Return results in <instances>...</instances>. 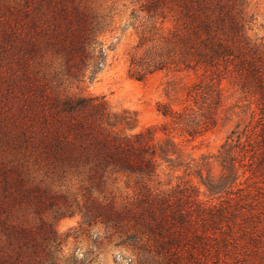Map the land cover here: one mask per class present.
Returning <instances> with one entry per match:
<instances>
[{"label": "trees", "instance_id": "trees-1", "mask_svg": "<svg viewBox=\"0 0 264 264\" xmlns=\"http://www.w3.org/2000/svg\"><path fill=\"white\" fill-rule=\"evenodd\" d=\"M99 1L38 0L24 16L28 22L24 35L28 37L20 28L16 32L17 57L25 73L37 69L28 57L43 48L46 52L52 49L59 59L56 74L77 82V91L71 93L58 85L49 99L53 120L47 122L40 140L46 159L54 167L84 172L92 187H109V179L117 183L121 175L127 177L126 187L132 186V177L140 183L138 187H152L145 180L160 175L159 159L173 171L184 166L200 183L188 179L171 187L192 191L147 192L120 205L115 194L104 197L106 203L93 193L90 199L96 207L109 209L106 216L113 227L125 220L139 226L142 237L137 247L152 257V264H201L202 257L206 264H226V258L242 260L241 256L242 264H252V254L264 255L260 244L264 233L259 227L264 228V204L263 210L257 207L263 199L251 190L239 195L234 205H225L218 197L226 187H264L259 184H264V35L251 34L249 0H145L143 10L159 11L164 19L170 12L175 23L167 32L157 28L154 34H143L136 49L145 50L142 56L133 54L130 61L129 74L139 80L162 69H202L204 76L194 86L193 99L200 95L201 106L206 103L209 112L223 101L225 78L239 86L249 108L255 105L251 111L253 117L258 115V124L238 133L236 139L228 136L221 145L216 155L222 166L218 176L203 174L208 156L201 164L184 163L182 149L173 137L160 142L152 127L133 131L138 123L135 112L114 111L102 96L87 93L81 86L93 82L105 65L106 48L98 37L109 14ZM28 84H22L23 90ZM159 110L182 123L193 138L210 128L199 129L201 122L196 117L175 118L169 105L161 104ZM247 172L246 179H258L243 186L241 178ZM202 186L208 197L203 200L195 188ZM28 192L37 201L48 195L39 187Z\"/></svg>", "mask_w": 264, "mask_h": 264}, {"label": "rangeland", "instance_id": "rangeland-1", "mask_svg": "<svg viewBox=\"0 0 264 264\" xmlns=\"http://www.w3.org/2000/svg\"><path fill=\"white\" fill-rule=\"evenodd\" d=\"M36 1L0 0V264H152V257L137 247L142 237L139 226L133 220H125L118 228L113 227L106 216L109 209L96 207L90 199L92 193L99 195L103 203L107 202L104 197L115 194L120 205L136 201L142 193L162 195L176 188L190 190L171 186L188 179L198 184L200 178L196 174L188 175L184 166L173 171L159 159L160 175L145 180L152 187H138L140 183L134 177L132 186L126 187V175H121L117 183L110 178L109 187H92L84 172L54 167L46 159L40 140L46 125L53 120L49 99L58 85L71 93L78 88L77 82L56 74L60 69L59 59L52 49L46 52L43 48L41 53L28 57L36 65V73L29 68L25 73L19 65L16 32L19 28L21 34L27 32L24 16ZM144 1H99L109 14L105 30L98 37L106 48L105 65L93 82L86 81L81 86L87 93L102 96L114 111L135 112L138 123L133 131L152 127L155 139L160 142L167 136L173 137L182 149L184 163L201 164L203 157L208 156L203 174L210 172L218 176L222 166L216 155L221 145L228 136L236 139L238 133L258 124V115L253 117L251 111L255 105L249 108L239 86L225 78L223 101L209 112L206 103L201 106L200 95L197 101L193 99L194 86L204 76L202 69L196 72L162 69L143 80L132 77L131 57L135 53L142 56L145 50L136 49L140 37L154 34L157 28L167 32L175 23L170 12L165 19L159 11L147 13L143 10ZM248 9L252 16L251 34L264 35V0H249ZM21 83H29L27 89L23 90ZM161 104L169 105L176 112L175 118L196 117L201 122L199 129L204 125L210 128L193 138L182 123L162 114ZM214 119L215 124H211ZM255 129L259 130L260 126ZM66 135L72 138V134ZM248 176L250 172L242 176L243 186L258 179H246ZM38 187L48 195L37 201L30 198L28 191ZM195 188L200 191V199L208 198L206 187ZM246 190L263 199L257 206L263 210L264 187H226L218 197L225 205H234L235 199ZM259 227L264 233L263 225ZM258 256L252 254V264H264V255ZM202 258L201 264H206ZM226 259V264H242L244 260L242 256V260Z\"/></svg>", "mask_w": 264, "mask_h": 264}]
</instances>
